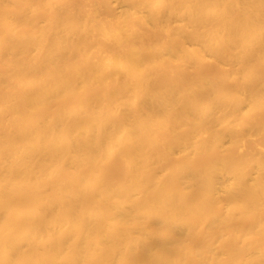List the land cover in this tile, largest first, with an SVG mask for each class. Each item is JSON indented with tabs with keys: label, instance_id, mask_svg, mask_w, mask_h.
Instances as JSON below:
<instances>
[{
	"label": "bare ground",
	"instance_id": "6f19581e",
	"mask_svg": "<svg viewBox=\"0 0 264 264\" xmlns=\"http://www.w3.org/2000/svg\"><path fill=\"white\" fill-rule=\"evenodd\" d=\"M0 264H264V0H0Z\"/></svg>",
	"mask_w": 264,
	"mask_h": 264
}]
</instances>
